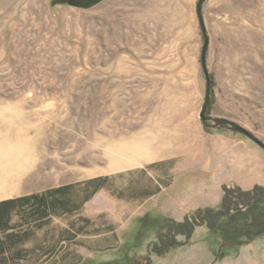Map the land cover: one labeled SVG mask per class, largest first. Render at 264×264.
<instances>
[{
	"label": "rangeland",
	"instance_id": "1",
	"mask_svg": "<svg viewBox=\"0 0 264 264\" xmlns=\"http://www.w3.org/2000/svg\"><path fill=\"white\" fill-rule=\"evenodd\" d=\"M51 1L0 0V200L45 199L47 213L32 235L49 264L73 238V215L123 224L120 246L91 253L83 264H133L147 256L152 264L238 263L245 244L227 248L206 225L197 228L208 235L196 228L194 242L178 236L182 243L172 249L185 251L177 260L172 249L159 255L152 252L158 232L140 221H182L221 207L223 198L217 207L190 205L187 216L175 218L189 205L183 187L190 174L183 170L214 155V133L251 140L201 119L205 37L198 0H104L87 9ZM203 13L209 114L235 120L264 141V0H207ZM179 173L177 186L167 187ZM60 186H68V204L54 192ZM30 211L16 215L35 217ZM206 235L213 246L201 243Z\"/></svg>",
	"mask_w": 264,
	"mask_h": 264
},
{
	"label": "crops",
	"instance_id": "2",
	"mask_svg": "<svg viewBox=\"0 0 264 264\" xmlns=\"http://www.w3.org/2000/svg\"><path fill=\"white\" fill-rule=\"evenodd\" d=\"M214 137V155L207 160L203 159L200 166L183 170L186 175L190 174L188 179H185L183 187L189 205H185L184 208L179 207L183 210L176 211L177 215L174 217L177 219H182L189 214L190 205L193 208L219 206L223 198L224 184H238L244 189H251L256 184L264 185V149L261 146L250 139V141L245 139L238 141L220 132L214 133ZM179 176L180 173L167 187L177 186ZM162 189L164 186L156 193H160ZM185 203L187 204L186 201ZM42 216L1 215L5 223L4 225L0 223V264H49V259L44 261L43 256L47 249L35 248L32 235L34 222L41 224ZM73 218L76 221L73 238L66 240L69 243H66L55 264H83L87 257L92 256L91 253L110 251L120 246L122 239L119 227L123 224L118 226L111 219L107 220L101 215L95 217L73 215ZM82 223L88 224L87 231L81 230ZM197 230L208 233V228L205 226ZM207 235L201 243L212 245ZM17 236L20 239H14L12 242L11 238ZM262 237L243 245L239 251L238 263L234 261V264H261L259 257L264 258V236ZM192 242H194V236ZM180 251H185V248L178 247L168 253L174 254L177 260ZM181 256L184 260L189 259L186 253H181Z\"/></svg>",
	"mask_w": 264,
	"mask_h": 264
},
{
	"label": "trees",
	"instance_id": "3",
	"mask_svg": "<svg viewBox=\"0 0 264 264\" xmlns=\"http://www.w3.org/2000/svg\"><path fill=\"white\" fill-rule=\"evenodd\" d=\"M68 186H60L54 192L66 194ZM222 205L219 208L207 207L199 209L190 217L182 221L168 218L142 217L141 227L158 232L159 242L154 243L152 252L159 255L165 254L170 249L179 246L182 242L179 235H184L188 240L193 236L197 226L206 225L212 233L222 239L223 246L238 249L243 244L251 242L257 236L264 234V185L257 184L252 189L245 190L239 185L224 188ZM60 199L63 204H68L67 199ZM30 208V214L35 216L45 215V199L36 194L21 195L18 197L0 200V223L4 225L1 215H16ZM161 220V221H160ZM20 237H12L11 241ZM146 261V262H145ZM136 260L133 264H152L151 257L146 260ZM92 262V261H91Z\"/></svg>",
	"mask_w": 264,
	"mask_h": 264
},
{
	"label": "water",
	"instance_id": "4",
	"mask_svg": "<svg viewBox=\"0 0 264 264\" xmlns=\"http://www.w3.org/2000/svg\"><path fill=\"white\" fill-rule=\"evenodd\" d=\"M104 0H52L51 5L55 6L58 4L63 5H70V6H76L80 8H92L99 3H101ZM207 0H198L197 2V13L201 22L202 31L205 37V43L201 52V62L203 67V72L206 78V94H205V100L200 112L201 119L203 123L209 127L218 128V127H224L228 130L242 133L249 137L251 140H253L255 143H257L259 146H261L264 149V141H262L260 138H258L250 129L246 128L239 122L232 120L228 117L224 116H214L209 114V109L212 103V97H213V84H212V77L208 69L207 65V52L209 47L210 38L206 31L205 23H204V13H203V7Z\"/></svg>",
	"mask_w": 264,
	"mask_h": 264
},
{
	"label": "bare ground",
	"instance_id": "5",
	"mask_svg": "<svg viewBox=\"0 0 264 264\" xmlns=\"http://www.w3.org/2000/svg\"><path fill=\"white\" fill-rule=\"evenodd\" d=\"M4 188V185L2 183V181L0 180V193L2 192L1 190Z\"/></svg>",
	"mask_w": 264,
	"mask_h": 264
}]
</instances>
